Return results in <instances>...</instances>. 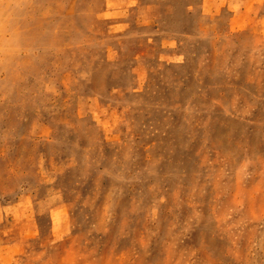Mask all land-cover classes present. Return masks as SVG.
<instances>
[{
  "label": "rangeland",
  "instance_id": "1",
  "mask_svg": "<svg viewBox=\"0 0 264 264\" xmlns=\"http://www.w3.org/2000/svg\"><path fill=\"white\" fill-rule=\"evenodd\" d=\"M0 264H264V0H0Z\"/></svg>",
  "mask_w": 264,
  "mask_h": 264
}]
</instances>
